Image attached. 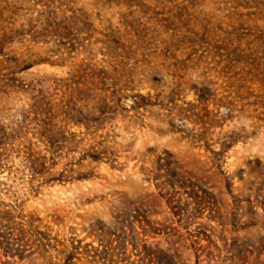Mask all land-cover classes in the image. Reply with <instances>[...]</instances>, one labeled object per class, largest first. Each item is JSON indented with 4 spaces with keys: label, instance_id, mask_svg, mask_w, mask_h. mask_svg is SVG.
<instances>
[{
    "label": "rangeland",
    "instance_id": "1",
    "mask_svg": "<svg viewBox=\"0 0 264 264\" xmlns=\"http://www.w3.org/2000/svg\"><path fill=\"white\" fill-rule=\"evenodd\" d=\"M0 12V264H264V0Z\"/></svg>",
    "mask_w": 264,
    "mask_h": 264
},
{
    "label": "trees",
    "instance_id": "2",
    "mask_svg": "<svg viewBox=\"0 0 264 264\" xmlns=\"http://www.w3.org/2000/svg\"><path fill=\"white\" fill-rule=\"evenodd\" d=\"M1 18H2V15L0 12V19ZM11 32H12V29L0 25V54H3V51L6 45L11 41V38H12ZM72 110H73L72 108L68 107L64 111L65 115L70 114ZM98 111L100 114L103 113L100 107H98ZM43 113L46 115V117L41 119V123H39V128H41V135H43L46 139H48V141H50L53 138V136L56 134V131L54 129L56 126L54 123H52V120H53L52 112L50 110H46V111L41 112V114ZM98 119L100 118H97V120ZM34 162H33L32 168L34 171H36L38 169L36 165H34L35 164Z\"/></svg>",
    "mask_w": 264,
    "mask_h": 264
}]
</instances>
